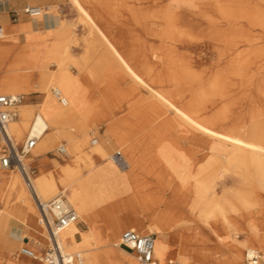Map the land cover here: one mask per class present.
Segmentation results:
<instances>
[{
    "label": "bare ground",
    "instance_id": "1",
    "mask_svg": "<svg viewBox=\"0 0 264 264\" xmlns=\"http://www.w3.org/2000/svg\"><path fill=\"white\" fill-rule=\"evenodd\" d=\"M69 1L84 16L91 43L103 47L100 61L92 69V74L103 79L101 102L89 95L81 96L78 83L72 81L60 64L55 63L62 53L69 57L68 48L60 44L49 45L41 40L50 35L56 40L68 37L55 13L58 5L45 7V2L35 0L39 3L40 13L32 18L40 28L36 31L31 27L20 30L25 35L24 45L19 44V31H7L0 22L3 30L0 38V95L47 93L41 111L34 116L28 129L22 116L19 124L12 120L6 126L8 135L17 144L25 136L24 141L27 137H38L36 147L22 158L24 168L28 171L25 163L47 153L50 142L61 136L68 139L72 152L77 155L68 163H57V168L49 175L31 177L28 174L32 188L26 185L20 172H12L6 177L7 172L0 170V200L3 203L0 218L9 215V208L15 202L36 217L35 195L44 201L54 196L61 186L67 202L89 227L75 245L68 243L77 230L74 224L57 234L64 264H137L130 259L134 253L119 246L118 233L114 241L104 245L96 224L104 217L101 208L122 193L128 177L140 170V152L134 143L122 147L119 153L126 161L125 170L111 161L120 171H128L127 175H120L109 161L96 168L95 164L87 161L90 153L102 157L106 155V149L97 139H92L89 141L94 148L84 152L87 146L84 127L78 131L82 137L62 127L63 121H73L76 117L94 116L97 123L105 127L104 138L116 139L119 147L139 133L144 138H151L152 148L159 152H172L179 147L163 144L167 135L182 141L183 152H230L226 166L237 172L242 182L255 183L257 189L264 193V46L257 37L248 38L244 33L242 23L248 16L244 15L248 0ZM258 2L264 5V0ZM6 3H0L1 10ZM249 20L260 21L264 25V17L257 14ZM43 22L50 29L42 30ZM9 34H13V38ZM94 45L89 46V55ZM198 45L214 53L216 68H209L207 73L191 59V47ZM50 60L56 67L51 70L53 73L46 72ZM247 67L254 71L249 73ZM84 76H88V71ZM233 76L244 77L243 82L247 79L251 84L254 94L248 95L247 101L254 97L260 102V105L248 103L247 110L241 114V122L230 118L231 106L225 98L232 80L229 77ZM51 87L53 90L49 94ZM163 163L167 167L179 164L171 156ZM85 168L88 176H84ZM210 168V160L205 159L194 178V193H198V186L217 179ZM183 177L181 183L186 184L190 177L188 174ZM178 193L184 200L185 192ZM207 193L199 191L200 197L197 195L188 205L184 200L186 211L199 221H218L224 233L222 239L243 250L245 260L256 258L257 264H264V197L235 192L231 199L224 197L218 200L211 194L208 197ZM238 218L244 222L242 226L236 223ZM134 219L136 227L130 229L140 234H153V229L142 227L141 220L135 216ZM114 222L117 226L116 217ZM21 224L25 225L24 222ZM39 226L43 233L45 228L40 222ZM170 227L160 224L157 230L162 234V230ZM244 232L248 234L247 241L239 239ZM46 240L48 245L47 234ZM91 245L94 247L90 248ZM186 254L180 247L168 245V238L164 236H159L154 242V257L158 260L155 264H185ZM167 255L170 260H167ZM31 259L45 264L35 253ZM2 261L17 264L9 256H0V264Z\"/></svg>",
    "mask_w": 264,
    "mask_h": 264
},
{
    "label": "rangeland",
    "instance_id": "2",
    "mask_svg": "<svg viewBox=\"0 0 264 264\" xmlns=\"http://www.w3.org/2000/svg\"><path fill=\"white\" fill-rule=\"evenodd\" d=\"M39 1L46 2V0H39ZM248 1L249 2L244 12V15H248V16L245 17V19L243 20L244 22L242 23L244 27V33H246V37L248 38L257 37L261 45L264 46V25H261L260 21L259 22L258 21L251 22L250 20L248 21L249 17H255L256 14L260 16V18L264 17V5H261L258 2V0H248ZM25 2L26 0H23L21 2L16 3L15 5L13 3H8L7 8L5 10L0 9V14L4 13L5 11H10L12 8H14L15 10L17 9L18 6H20L21 3H25ZM257 3L259 5H255ZM48 4L58 5L56 9L57 11L55 13L58 15L57 18L59 19V23L62 24V26L64 27L63 30L68 36L66 39L56 40L54 44L56 45L60 44L63 48L66 49L68 48L69 57H67L62 53L57 57L56 59L57 62L55 63L60 64V66L67 71L72 81H76L78 83L77 87L79 89V93L81 96L89 95L92 96L94 99L100 101L103 95V89H102L104 87L102 81L103 79L92 74V71L95 69L94 68L95 65H97L98 62L100 61V52L103 47L100 44L94 45V43H91L92 39L89 34V29L84 23V16H82L79 13V10L76 5L72 4L69 0H56L54 2H48ZM124 12L126 13L127 11ZM31 33L33 35L34 32ZM41 35L44 36L45 34L41 33ZM23 36L25 35L23 34ZM90 45H94L93 48L94 50L89 55L88 49L91 47ZM72 50L78 52L79 54L72 55L71 53ZM190 55L193 63L197 66H200L204 70V72L207 73L208 70H210L209 68H216V65H214L215 57L213 50H210L209 48L201 45L192 46ZM48 64L49 65H47L46 67V72L53 73L51 72V70H53V68L54 70L56 69L54 63L51 61ZM246 70H249L248 71L249 73L254 71L253 68L250 67H247ZM87 71H88V76H84V74ZM229 80H231V84L229 88H227V91L225 93V98L226 101H228V104L231 106L230 118H232V120L241 122L242 120L241 114L247 110L248 103L253 102L255 105L258 104L260 105V102H258L254 97L251 98V100L247 101L248 98L247 96L248 95L252 96L254 94L252 90L253 88H251V84L247 82V79L245 83L243 82L244 77L234 78L233 76V77H229ZM52 90L53 89L51 87V89L48 91L49 94L52 93ZM143 92L146 93L145 91ZM46 95L47 93H42V92L39 93L35 92L27 95L22 94L21 96L23 101L17 108L18 117L17 119L13 120V122L19 124L21 122L19 120L20 116H22L23 118H25L24 120L26 124V129H28L32 123L34 116L41 111L42 102L45 100ZM39 100L40 102H38ZM96 111L97 109L95 110V113ZM97 121L98 120H96L94 116L84 119H82L81 117H76L74 118L73 121L70 119L63 121L62 127L65 129V131L66 130L74 131L75 133L77 132V134L81 136L82 133L78 131L83 126L84 129L86 130L84 134H86L87 136V146L84 147V152H88L92 148H94V145H92L89 140L97 139L98 142L107 151L106 155L102 156L103 159H106L110 163L112 162L111 160H109L110 158L109 156L113 152L117 150L120 151L122 147L126 148V144L134 143L137 146V152H140L138 157L142 158L141 159L142 166L140 170H137L135 172V175L140 173L143 176H148V179H150L149 181H151L152 186H155V188H158L159 190H166L170 192L173 196H175L172 199H167L166 201H164L163 210L161 212L158 211L154 217L156 220H161V219L163 220V223L158 222L159 224L172 227L166 230L169 231L168 245H171V247L172 246L176 247L175 239L172 238V236L170 237L174 226L180 223L177 221L176 218L190 217L196 220L194 215L192 214L190 215V213L186 211V203L184 202V200L187 201V205H188L190 201H192L193 199H195V197H197L199 191L201 190L208 191L207 193L208 197H210L211 194L214 195V197L217 198L218 200H222L224 197L231 199V197L235 194V192H243L245 194L249 193L253 197H257V198L260 196L264 197V193L260 192L257 189L255 183L242 182L241 179L237 176L236 174L237 172L235 173L234 170L231 169V167L226 166L229 156L231 155L230 152H183L184 145L182 141L176 138L174 139L173 136H169V135L163 138L162 143L168 145L173 144L172 146L175 145V147L178 146L179 147L177 149L175 148L172 152H159L158 149L155 150L152 148L153 140L151 138H144L139 133L132 135L124 145L119 147V145L115 142L116 139L110 138L111 140H107L104 138L105 130L103 131L100 137L101 139L98 138L97 129L104 126L99 125ZM25 137H23L22 141H20L18 144L13 141V143L16 145L17 148L21 144H23ZM0 144L2 146V143ZM36 145L37 144H35L33 148H35ZM58 145L64 146L67 157L64 156V158H57V155H55L54 152ZM1 146L0 148L2 149ZM45 155H48L51 158H57L59 161H62V162L53 161L54 168L51 171L47 172L48 175L51 174V172L55 171V169L57 168V163L65 164L73 160L75 157H77V155L75 156V153L72 152L71 147L69 146L68 139H66L63 136L54 139L53 141L50 142L48 146V152L45 153ZM90 155H93V153L91 152ZM170 156L174 159H177V162H179V164L171 167L165 166L163 161H165V158ZM85 159H87V157H85ZM205 159L210 160V167H211L210 169L213 171L214 175H216L217 179L215 181L213 179H210L208 181L209 183L208 182L203 183L202 186H198L197 188L198 191L196 190L198 193H194L195 192L193 191V188L195 186L194 178L197 176L200 169V165ZM87 161H91V157H89V160ZM25 164H26L25 167H28V174L31 177H36L37 175H47L46 173L43 172L42 167H39L40 174L35 173L33 169V166H35L33 159L28 160ZM113 166L120 175H127L128 171L122 172L118 168H116L114 164ZM125 169L126 168L122 170ZM14 172L17 171L14 170ZM83 172H84V176H88L89 173L87 169L86 171ZM186 174H188L190 178L186 184H182L181 179L184 178L183 176ZM130 178L131 177H128V179L126 180L125 187L121 191L122 193H119L118 196H114L107 204V209L110 212L113 211L114 214L118 215L121 218H125V217L129 218L134 216L138 217L137 215L139 213L142 214L148 213L152 211L153 207L156 206L155 202L157 201V198L154 197L153 199H151L150 197H148L149 194L146 192L148 190L146 186L142 184L132 185L129 183ZM209 187L211 188L209 189ZM62 188L63 187L59 186L56 192L59 193V191H61ZM179 191L185 192L186 196L184 200L178 193ZM48 199L50 198H46L44 199V201ZM224 208L225 210H227L226 205L224 206ZM36 211L37 210L35 208L34 213L36 217L39 219L38 212ZM101 211L102 213L104 212V207L101 208ZM82 222H84L85 226L82 224ZM201 222L208 223L204 221ZM216 222L218 223V221ZM74 225L77 230H75L74 232L73 240L72 241L68 240V243L70 245H75L74 244L75 242H80L82 240L83 231L89 230L87 222L83 220L82 217L80 218L78 217V223ZM148 226L151 229H153L154 232H158L157 230L158 225L149 224ZM145 228L148 229V227ZM122 230L118 233L119 235L121 234ZM101 232L103 233L106 232L105 227L101 229ZM244 233L245 234L239 236V239L247 241L249 238L248 234L246 232ZM42 234L46 237L45 231H43ZM142 234H146V233H142ZM26 236L27 234H25V237ZM217 239L222 245L226 246V248L234 252L233 255L235 260L239 262H243L241 264H246L245 262L246 260L243 256L244 253L243 250L235 248L234 246L230 245V241L229 240L225 241L224 239H222V236H217ZM112 240L113 241L115 240V235H113ZM31 241H33L36 244V240H31ZM109 242L110 241L104 242L105 243L104 245H106ZM22 246L23 245L21 244V242L18 243L15 251L9 254V257L13 262H17V260L15 259L17 258L16 254L19 252V249ZM46 247H47V243L45 244L44 248ZM92 247L94 246L91 245L90 248ZM30 250H34V249H30ZM33 252L35 253L36 257L42 256V254H40L39 252H35V251ZM238 254L241 255L240 258L238 257ZM134 255L131 254L130 259L137 264H142L136 260ZM37 264L40 263L37 262ZM185 264H187V261L185 262Z\"/></svg>",
    "mask_w": 264,
    "mask_h": 264
},
{
    "label": "crops",
    "instance_id": "3",
    "mask_svg": "<svg viewBox=\"0 0 264 264\" xmlns=\"http://www.w3.org/2000/svg\"><path fill=\"white\" fill-rule=\"evenodd\" d=\"M21 1L23 0H16V1L8 2V3H13L15 5L16 3L21 2ZM54 1L56 0H46L45 3L47 5L45 4L44 6L49 7L48 2H54ZM8 3H6L3 10L7 8ZM25 3L39 5V3H36L35 0H26ZM25 3H21L20 6L17 7V9H20ZM11 10H14V8H12ZM10 11H5L4 13L0 14V22L3 23L7 31H13V30L17 32L19 31L18 41L20 44L24 45L26 44V41L23 36V33L20 30L25 29V28H30V27L32 30H35V29L38 30L40 26H37L36 22L34 23L33 21L34 18H31L23 14L19 16L16 22H12L10 20V13H9ZM47 27H48V24L43 22V27L41 28H44V29L42 30H46ZM48 29L50 28L48 27ZM13 36H14L13 34H9L10 38H13ZM41 40L46 41L49 45H53L56 41L55 37L52 35L44 36L43 38H41ZM71 53L72 55L79 54L78 52H75L74 50H72ZM38 102H40V100ZM38 102H35V103H38ZM103 131H104V127H100L99 129H97L99 139H101L100 137ZM54 154L57 155V158H64V156L67 157L66 153L65 155H59L55 151ZM90 157H91V162L93 163V165L95 164L94 166L96 168L103 166L107 161L106 159H103V157L96 155V154L90 155ZM57 158H51L45 154L35 157L33 159V162L35 163V166H33L35 173L40 174L39 167H42L43 172L47 174V172L51 171L54 168L53 161H59ZM59 162H62V161H59ZM0 170H2L3 172H7L5 173L6 177H8L9 174L11 175V173L14 172V169H8V170L0 169ZM84 171H86V169H84ZM149 180L150 179H148V176H143L140 173H138L137 175H134L133 177L129 179V183L132 185L142 184L146 186V188L148 189L146 192L149 194L148 197H150L151 199H153L154 197L157 198V201L155 202L156 206L152 208V211L148 213H144V214L139 213L137 215L138 216L137 218L141 220L142 227L144 228L147 227L149 224L159 226L160 225L159 223H163L162 219L156 220L154 218L155 214H157L158 211L161 212L163 210L164 201L175 197L166 190H159L158 188H155V186H152V183ZM1 188H2V185H1V180H0V189ZM1 194L2 193L0 191V196ZM1 202L2 201L0 200V204H1L0 209L3 207V203ZM27 210L28 209L22 206L20 203L15 202L9 208V215H11L12 217L9 215L1 216L0 218V223H1L0 224V256L1 257L5 258L9 256L10 253L15 251L17 244L20 242L24 247L26 246V248L28 249H34L32 251L39 252L40 254L44 253V249H46L44 248V246L47 243L46 237L41 232L42 228H40L39 226L38 218L31 215ZM103 215H104L103 219H100L96 224V229H98L97 230L98 234L103 242L111 241L113 238V235H116V233H119L122 229H123L122 230L123 232L130 228L135 229L136 227V222H135L134 217L121 218L118 215H115L113 211L110 212L107 209V205L106 207H104ZM115 217L117 221V226L114 222ZM176 219L180 223L174 226L173 231H172V237L176 241V247L178 249L180 247L182 250H185V252L187 253L185 255L187 259V264H241L243 263V262H239L235 260L234 255H233L234 252L226 248V246L222 245L218 241L217 236H222L224 233L216 221H209L208 223H203L199 220H195L190 217L188 218L179 217ZM235 221L237 224L239 223L240 226L244 224L242 220L241 221L235 220ZM21 222H24L25 225L23 226ZM82 224L85 226L84 222H82ZM104 227L106 229V232L103 233L101 232V229ZM25 234H27L26 237H25ZM152 235L154 236V242H155V240L159 236H164L165 239H167L169 237V231L162 230V234H160L159 232H153ZM31 240H36V244ZM122 249L133 253L132 251H129L125 248H122ZM16 256L17 258L15 259L17 260V264H36L38 262L36 259H31L30 257L24 256L19 253H17ZM166 258L167 260H170L169 255H167ZM175 259L176 261H178V258H175ZM154 260H155V263H158V260L155 257H154ZM1 264H7V263L2 262Z\"/></svg>",
    "mask_w": 264,
    "mask_h": 264
},
{
    "label": "built area",
    "instance_id": "4",
    "mask_svg": "<svg viewBox=\"0 0 264 264\" xmlns=\"http://www.w3.org/2000/svg\"><path fill=\"white\" fill-rule=\"evenodd\" d=\"M11 1L16 0H0V3ZM9 13L10 20L16 22L21 14L31 18L37 16L40 13V6L25 3L20 9L11 10ZM2 33V26L0 25V38ZM20 101H23L21 96L0 95V140L2 141L0 169H14L20 172L26 185L32 188L28 171L22 164V158L35 146L38 137H27L24 143L17 148L6 131L8 123L17 119L16 107ZM55 151L59 155H65L66 153L63 145H59ZM109 157L118 168L124 169L127 166L119 150L113 152ZM34 202L39 222L45 228L48 236V245L41 256L42 261L45 264H64L56 237L62 229L78 222V214L74 207L67 202L64 192L61 191L46 201H41L35 195ZM119 246L132 251L138 262L142 264H155L154 236L152 234H140L135 230L127 229L119 237ZM18 253L30 258L34 256L33 251L26 248V246H22ZM245 262L246 264H257V259L250 258Z\"/></svg>",
    "mask_w": 264,
    "mask_h": 264
}]
</instances>
